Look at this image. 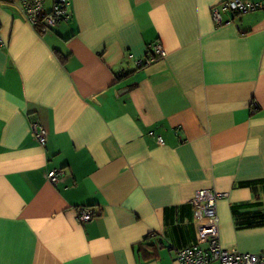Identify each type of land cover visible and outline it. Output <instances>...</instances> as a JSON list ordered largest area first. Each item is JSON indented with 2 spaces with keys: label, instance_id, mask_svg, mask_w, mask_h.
I'll return each mask as SVG.
<instances>
[{
  "label": "crops",
  "instance_id": "1",
  "mask_svg": "<svg viewBox=\"0 0 264 264\" xmlns=\"http://www.w3.org/2000/svg\"><path fill=\"white\" fill-rule=\"evenodd\" d=\"M220 1L71 0L39 32L0 0V264H177L203 188L220 244L264 252V13Z\"/></svg>",
  "mask_w": 264,
  "mask_h": 264
},
{
  "label": "built area",
  "instance_id": "2",
  "mask_svg": "<svg viewBox=\"0 0 264 264\" xmlns=\"http://www.w3.org/2000/svg\"><path fill=\"white\" fill-rule=\"evenodd\" d=\"M7 1L17 2L25 20L39 32H46L71 16L69 11L71 0ZM47 2L50 3L49 8L46 6ZM257 10H261L264 13V0L256 2L249 0H221L217 6H213L211 15L214 22L217 25H221L223 23V12L243 14ZM165 55L166 52L161 43L155 40L147 44L146 55L143 58H136L134 61L137 66H148L150 63L165 57ZM129 56L132 57V55ZM31 132L41 145L45 143L46 130L44 127L33 123ZM157 142L163 143L161 137L157 138ZM57 177L56 169H52L47 173V178L52 183L57 181ZM225 196V192H215L206 188L195 191L191 203L193 206L196 239L192 246L177 250V264H264V252H241L224 248L220 244L216 203ZM93 215L94 212L86 209L80 211L79 218L87 221Z\"/></svg>",
  "mask_w": 264,
  "mask_h": 264
},
{
  "label": "trees",
  "instance_id": "3",
  "mask_svg": "<svg viewBox=\"0 0 264 264\" xmlns=\"http://www.w3.org/2000/svg\"><path fill=\"white\" fill-rule=\"evenodd\" d=\"M193 227H194V231H195V226H194V222H193ZM195 239H196V235H195Z\"/></svg>",
  "mask_w": 264,
  "mask_h": 264
}]
</instances>
